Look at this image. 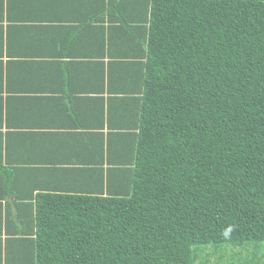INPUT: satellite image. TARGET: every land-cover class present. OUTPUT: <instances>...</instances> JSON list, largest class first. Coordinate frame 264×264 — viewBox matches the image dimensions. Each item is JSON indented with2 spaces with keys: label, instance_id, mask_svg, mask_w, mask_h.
Segmentation results:
<instances>
[{
  "label": "trees",
  "instance_id": "1",
  "mask_svg": "<svg viewBox=\"0 0 264 264\" xmlns=\"http://www.w3.org/2000/svg\"><path fill=\"white\" fill-rule=\"evenodd\" d=\"M102 1L123 51L92 186L29 187L0 155V264H264V0Z\"/></svg>",
  "mask_w": 264,
  "mask_h": 264
},
{
  "label": "crops",
  "instance_id": "2",
  "mask_svg": "<svg viewBox=\"0 0 264 264\" xmlns=\"http://www.w3.org/2000/svg\"><path fill=\"white\" fill-rule=\"evenodd\" d=\"M105 7L102 0H0V155L8 169L25 171L29 187L92 186L86 170L99 154L82 139L102 128L106 55L123 51L102 27ZM13 200H0L3 219L7 210L15 216Z\"/></svg>",
  "mask_w": 264,
  "mask_h": 264
},
{
  "label": "rangeland",
  "instance_id": "3",
  "mask_svg": "<svg viewBox=\"0 0 264 264\" xmlns=\"http://www.w3.org/2000/svg\"><path fill=\"white\" fill-rule=\"evenodd\" d=\"M232 250H226V252H225V256H224V258L221 260H219L218 261V263L219 264H223L224 263V261H229V257H230V255L232 254ZM218 255H220V254H212L211 255V257H210V262H209V264H213L214 262H216L217 261V256Z\"/></svg>",
  "mask_w": 264,
  "mask_h": 264
}]
</instances>
